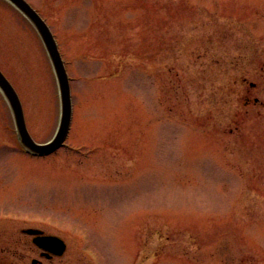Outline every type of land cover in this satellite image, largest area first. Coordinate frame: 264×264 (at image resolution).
Returning <instances> with one entry per match:
<instances>
[{
	"label": "rangeland",
	"instance_id": "374dc122",
	"mask_svg": "<svg viewBox=\"0 0 264 264\" xmlns=\"http://www.w3.org/2000/svg\"><path fill=\"white\" fill-rule=\"evenodd\" d=\"M26 1L55 34L74 117L62 148L32 155L0 90L1 261L35 227L68 240L72 264H264V0ZM0 69L50 141L57 76L4 0ZM26 250L18 263L39 259Z\"/></svg>",
	"mask_w": 264,
	"mask_h": 264
},
{
	"label": "water",
	"instance_id": "95a60500",
	"mask_svg": "<svg viewBox=\"0 0 264 264\" xmlns=\"http://www.w3.org/2000/svg\"><path fill=\"white\" fill-rule=\"evenodd\" d=\"M10 1L14 3L35 25L36 29L38 30L45 44V47L48 51V54L50 56V59L52 61L57 76L59 90H60V98H61V118H60V124L58 130L55 136L53 137V139L44 144L35 142V140L32 138L27 128L24 110L19 95L1 70H0V89L4 93V96L6 97L10 105L15 121V126L23 146L28 151L34 154L42 155V156L50 155L63 146L71 129V123L73 117V104L71 98L70 81L61 54L59 52L57 43L55 42V39L50 29L43 21V19L25 0H10ZM30 232H34V231L30 230ZM36 242L40 246L45 247L46 249H48L49 251L55 254H62V252L65 249V245L62 244L63 242L57 237H46L43 240L40 239L36 240ZM53 243H55L54 245L57 246L56 249L52 248Z\"/></svg>",
	"mask_w": 264,
	"mask_h": 264
},
{
	"label": "flooded vegetation",
	"instance_id": "af4514ba",
	"mask_svg": "<svg viewBox=\"0 0 264 264\" xmlns=\"http://www.w3.org/2000/svg\"><path fill=\"white\" fill-rule=\"evenodd\" d=\"M4 1L10 3L8 0H4ZM28 229L39 230V232L31 234L27 231ZM20 231H21L20 234L23 238L20 240L12 239V240H10L9 245H8V249H10V250L12 248L16 249L13 253L9 250V252L12 253L11 256L14 257L15 261L2 262L1 258H0V264H21V263H18V261H17V257H19V255H20L19 250L21 248H26L27 249L26 252H28V248L31 247V245H33L37 249L38 257H39V259H36V258L32 259L31 264H72L70 262L62 261L64 255L67 251V248L69 246V242L65 238L61 237L60 235L47 233L45 230L40 229V228H35V227L22 228ZM47 235H56L64 241V243L66 245V250L63 252V254L57 255V254L49 251L48 249L41 247L37 243L38 241L36 242V240H38L39 238H44ZM75 238H77V237H75ZM79 240H80L82 246H83V244H88L87 241L85 243L83 241V239H79ZM79 240H76V241L79 242ZM91 264H95V263L91 261Z\"/></svg>",
	"mask_w": 264,
	"mask_h": 264
}]
</instances>
